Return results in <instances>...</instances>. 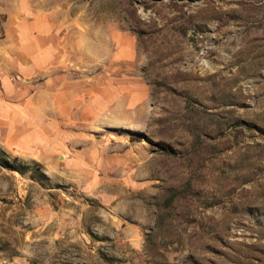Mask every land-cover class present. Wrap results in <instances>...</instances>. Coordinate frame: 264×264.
Returning a JSON list of instances; mask_svg holds the SVG:
<instances>
[{"label": "rangeland", "instance_id": "1", "mask_svg": "<svg viewBox=\"0 0 264 264\" xmlns=\"http://www.w3.org/2000/svg\"><path fill=\"white\" fill-rule=\"evenodd\" d=\"M29 4L67 93L1 77L0 264H264V0Z\"/></svg>", "mask_w": 264, "mask_h": 264}, {"label": "crops", "instance_id": "2", "mask_svg": "<svg viewBox=\"0 0 264 264\" xmlns=\"http://www.w3.org/2000/svg\"><path fill=\"white\" fill-rule=\"evenodd\" d=\"M29 5V0H12L10 8L5 9L0 1V12L8 16L6 21L7 37L0 39V80L1 77L8 78L14 73L20 78L33 74L37 77L42 75L40 77L43 78V82H40V85L35 88L28 85L13 86L19 95L12 99L3 96L2 100L7 104L16 100L21 102L22 95L30 92L33 93V96L26 98L23 106H28V109L31 110H53L57 105L62 104L63 95L67 93L68 80L67 74L63 71L66 70L62 62L63 56L59 54L60 49L57 48L58 38L55 31L58 25V21H56L58 13L41 14ZM29 12L36 19L32 25H29L24 18V15ZM19 18L20 20H18ZM35 79L36 77H34ZM6 81L12 87L11 81ZM8 87L11 88L9 85L7 87L2 85L1 92L4 95L11 93ZM40 94L46 95L45 98H41ZM41 100H45L47 106H42ZM15 119L20 123L27 120L20 114H16Z\"/></svg>", "mask_w": 264, "mask_h": 264}, {"label": "trees", "instance_id": "3", "mask_svg": "<svg viewBox=\"0 0 264 264\" xmlns=\"http://www.w3.org/2000/svg\"><path fill=\"white\" fill-rule=\"evenodd\" d=\"M5 166H6V167H11V165H9L8 163H5Z\"/></svg>", "mask_w": 264, "mask_h": 264}]
</instances>
